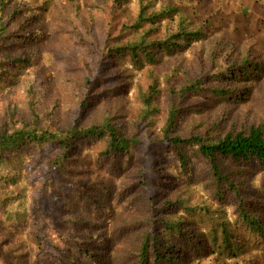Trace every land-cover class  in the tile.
I'll return each instance as SVG.
<instances>
[{
  "label": "trees",
  "instance_id": "1",
  "mask_svg": "<svg viewBox=\"0 0 264 264\" xmlns=\"http://www.w3.org/2000/svg\"><path fill=\"white\" fill-rule=\"evenodd\" d=\"M68 1L52 15L70 27L60 41L88 46L78 27L97 28L95 44L102 36L96 72L85 63L80 78L44 61L47 0L38 13L30 0H0V209L16 220L26 211L10 186L13 157L53 146L45 188L61 195L68 182L102 231L132 236L131 264H242L247 245L264 259V41L245 26L252 5L242 19L222 0ZM71 222L83 242L88 223L98 230L90 215ZM79 249L101 264L100 249Z\"/></svg>",
  "mask_w": 264,
  "mask_h": 264
},
{
  "label": "rangeland",
  "instance_id": "2",
  "mask_svg": "<svg viewBox=\"0 0 264 264\" xmlns=\"http://www.w3.org/2000/svg\"><path fill=\"white\" fill-rule=\"evenodd\" d=\"M43 0H30V6L37 9L43 3ZM49 5L45 12V20L52 23L51 37L48 46L45 47L44 61L47 59L55 66L57 72L72 75L75 78L84 76L86 72L83 70V64L90 65L93 74L96 72L92 64L94 60L92 35L98 32L97 28L89 27L84 29L78 27L79 31L86 36L90 44L77 45L75 42L65 44L60 41V33L69 29V25L58 23L52 16L60 6H68V0H47ZM226 10L234 12L233 16H239L240 10L246 3L252 5L253 11L250 13L254 16V20L249 21L245 26L250 29L254 38L252 41L259 44L264 41V0H257L255 3L252 0L242 2V0H222ZM220 3V0H217ZM217 3V4H218ZM130 8H134V3L130 4ZM103 12V11H102ZM229 12V13H231ZM107 9L104 10V20L107 16ZM130 17V13L122 14L121 20L125 22ZM243 19V18H242ZM248 20L247 18L245 19ZM77 23V20H74ZM229 32L233 28L228 25ZM101 35V33H100ZM93 45V46H92ZM261 55V54H260ZM262 56V55H261ZM264 57V54H263ZM164 69V67H162ZM115 73V69L112 71ZM111 75H114V74ZM34 84H39L37 76L32 78ZM111 84V78L106 80ZM144 145V144H143ZM56 152L53 146L46 147L45 150L31 149L29 152L21 153L14 156L12 161L8 163L7 171L20 172V176L15 178V184L10 185L16 192H23L25 195L19 199V204L26 211L20 220L9 218L8 214L0 209V264H96L91 257L84 255L81 250L88 248L90 254L96 252L100 255L101 264H131L134 261L133 255L136 251L137 243L130 235H126L121 230L115 228L116 225H111L105 231H102L103 220L101 213H97L87 197L72 196L75 187H72L68 182H60L57 184L58 189L63 193L48 191L45 188L44 180L48 177L47 164L48 159ZM9 177L11 176L8 175ZM13 182V183H14ZM115 186L121 183L119 180L114 182ZM201 182L193 180L194 190H200V195H204L201 191ZM19 206V205H18ZM15 209V208H14ZM220 218H226L219 211ZM90 215L96 222L98 230L94 225L88 223L89 230L84 228V233L88 236V241H81L75 235L77 230L71 222L74 218L83 219L84 216ZM196 218L208 223L211 227L215 224L208 217H202L200 213L195 214ZM86 227V226H85ZM92 235H96L98 243L93 244L90 239ZM79 239V240H78ZM252 246L253 243L249 241ZM250 245L240 253L238 257L242 264H264V259L259 258ZM256 252V253H255ZM37 260V261H36ZM243 260H246L244 262Z\"/></svg>",
  "mask_w": 264,
  "mask_h": 264
}]
</instances>
